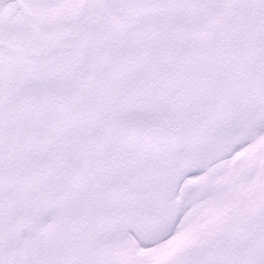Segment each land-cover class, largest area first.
<instances>
[{"label":"snow or ice","instance_id":"snow-or-ice-1","mask_svg":"<svg viewBox=\"0 0 264 264\" xmlns=\"http://www.w3.org/2000/svg\"><path fill=\"white\" fill-rule=\"evenodd\" d=\"M0 264H264V0H0Z\"/></svg>","mask_w":264,"mask_h":264}]
</instances>
